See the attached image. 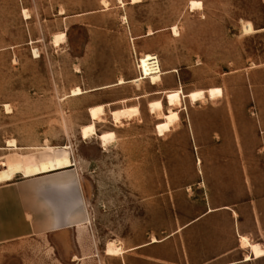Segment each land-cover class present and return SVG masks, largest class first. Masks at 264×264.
Returning a JSON list of instances; mask_svg holds the SVG:
<instances>
[{"label":"rangeland","instance_id":"1","mask_svg":"<svg viewBox=\"0 0 264 264\" xmlns=\"http://www.w3.org/2000/svg\"><path fill=\"white\" fill-rule=\"evenodd\" d=\"M192 2L200 8L192 11ZM261 29L264 0H0V186L40 178L54 188L55 178L71 175V188H57L59 208L46 204L59 218L70 206L88 218L101 264L119 258L104 255L107 242L131 245L148 233L160 239L180 217L195 215L206 195L242 201L253 186H242L240 166L251 168L264 192ZM61 33L66 39L55 45ZM143 55L158 58L156 85L140 80ZM113 66L131 81L98 88ZM212 88L221 89L216 100L186 98ZM173 91L181 92L179 121L160 136L162 120L148 103L160 100L166 112ZM94 106L105 112L96 134H114L105 148L80 136ZM123 107L138 113L115 127L110 112ZM54 245L42 238L26 255L69 264Z\"/></svg>","mask_w":264,"mask_h":264},{"label":"crops","instance_id":"2","mask_svg":"<svg viewBox=\"0 0 264 264\" xmlns=\"http://www.w3.org/2000/svg\"><path fill=\"white\" fill-rule=\"evenodd\" d=\"M82 15L88 16L79 14ZM119 79L131 81L129 74L110 67L104 85L98 88L115 87ZM259 123L264 127L261 116ZM261 136L264 138V128H261ZM226 169H218L219 174L224 175ZM239 171L242 186H253L245 192L242 201L227 194V198L218 202L206 195L200 200L196 214L186 220L180 217L177 227L164 237L159 239L148 233L142 242L121 243L124 253L117 264H256L264 259V256L254 258L249 248L241 246L240 239L246 237L250 243L260 244L264 249V192L257 187L250 167L240 166ZM229 172L228 169L226 174ZM37 179L40 178L10 181L0 186V264H37V256L30 259L26 251L37 246L42 238L54 242L53 249L62 250L69 264H101L93 259L97 257L94 255L96 242L89 223L83 224L81 229L64 225L56 210L51 208V211L45 205L48 202L59 208L58 189L44 187ZM221 180L225 185V180ZM45 192L47 194H43ZM51 212L57 223H62L53 230L46 228ZM152 237L157 241L152 243ZM62 239L68 242L60 247Z\"/></svg>","mask_w":264,"mask_h":264},{"label":"bare ground","instance_id":"3","mask_svg":"<svg viewBox=\"0 0 264 264\" xmlns=\"http://www.w3.org/2000/svg\"><path fill=\"white\" fill-rule=\"evenodd\" d=\"M121 2V0H118ZM138 0H132V3H136ZM102 4L106 6V2L102 1ZM200 8V3L198 2H192L191 3V10L195 11L196 9ZM24 16H26L25 11L23 12ZM173 34L176 35V29H172ZM53 42L55 45H58L60 42H64L66 39V36L64 33H61L55 38H53ZM53 44V45H54ZM34 55H36V52L34 51ZM158 58H156L153 55H143L140 60V67L142 75L140 76V80L148 79L151 83V85H156L162 80L163 72L160 69L158 65ZM157 65V67H155ZM143 77V79H142ZM119 83H122L120 80ZM80 93V89L76 88L72 91L73 95H78ZM180 91H173V92H167L165 95L166 103L169 107V109L166 112H163V104L160 100L152 101L148 103L149 111L152 115H155L157 120H162L161 123L156 125V131L157 133L162 136L166 132L168 133L171 128L174 127L176 123L179 121V113L175 109L177 108L176 105L180 101ZM221 89L219 88H212L207 91H192L189 94L186 95V98L192 103H197L204 101L206 99L213 101L216 100L221 96ZM205 94L207 96H205ZM207 103V102H206ZM5 107V106H4ZM7 107V106H6ZM5 109V108H4ZM8 107L6 110L8 111ZM88 113L91 119V122L86 125L82 126L80 129V136L83 140L92 139L94 137L97 138L98 142L101 144L102 148H105L112 140H114V134L111 132H106L100 135L96 134V128L95 125L98 123H104V108L103 106H94L90 107L88 109ZM138 113L137 107H123L122 109L113 110L110 112L111 120L114 124V126H119L122 124L123 119H128L130 117H133L134 114ZM131 120V119H130ZM8 146H14V141H8ZM72 176L66 175V177H60L55 178L51 182V186L54 188H58L61 190H65L68 188H71L73 186L72 184ZM47 203V202H46ZM51 210L50 206H47ZM83 207V206H81ZM52 211V210H51ZM58 217V216H57ZM87 219L84 214H82L79 211H76V208L73 206H70L67 208L66 213L63 214V217L60 218V221L64 225H69L72 227H77L78 229H81L83 227V224L87 223ZM61 222L57 223L56 216L53 212H51V215L49 217V221L47 223V229L53 230L55 229L59 224H62ZM60 226V225H59ZM85 226V225H84ZM78 232V231H77ZM156 239H151V242H156ZM242 248H249L251 253L253 254L254 258H260L264 256V249L260 244H252L249 242V240L246 237H242L240 239ZM124 253V250L122 248V245L116 243L115 241H109L106 243L105 249H104V255L107 257H118L121 256ZM248 259V257H247Z\"/></svg>","mask_w":264,"mask_h":264},{"label":"built area","instance_id":"4","mask_svg":"<svg viewBox=\"0 0 264 264\" xmlns=\"http://www.w3.org/2000/svg\"><path fill=\"white\" fill-rule=\"evenodd\" d=\"M159 65V64H158ZM155 67H157V65H155ZM139 75H140V72H139Z\"/></svg>","mask_w":264,"mask_h":264}]
</instances>
